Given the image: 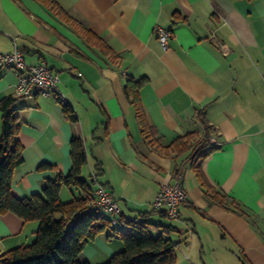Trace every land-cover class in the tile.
Returning a JSON list of instances; mask_svg holds the SVG:
<instances>
[{
  "label": "crops",
  "instance_id": "0c3cea01",
  "mask_svg": "<svg viewBox=\"0 0 264 264\" xmlns=\"http://www.w3.org/2000/svg\"><path fill=\"white\" fill-rule=\"evenodd\" d=\"M55 1L78 27L38 0H0V51L11 50L14 40L27 63L45 61L64 96H19L14 71L0 68V98L12 95L19 108L23 161L13 171L12 194L40 192L47 179L67 173L75 132L87 155L81 175L89 180L95 174L94 191L101 183L117 198L115 219L151 210L158 185L171 180L184 155L151 147L140 130L123 86L128 78L146 76L139 99L157 143L162 147L188 131L199 132L195 116L204 108L219 148L204 160L202 172L257 220L252 224L210 201L190 163H183L186 201L177 216H150L175 228L174 264H211L230 255L264 264V0ZM156 26L171 32L165 48ZM83 28L101 41H88ZM63 102L72 106L75 123L65 117ZM42 162L54 167L40 169ZM37 227L36 220L0 213V257L30 243ZM110 230L88 241L79 260L100 264L120 250L123 243L117 235L108 237Z\"/></svg>",
  "mask_w": 264,
  "mask_h": 264
},
{
  "label": "trees",
  "instance_id": "16d2710c",
  "mask_svg": "<svg viewBox=\"0 0 264 264\" xmlns=\"http://www.w3.org/2000/svg\"><path fill=\"white\" fill-rule=\"evenodd\" d=\"M38 1L51 13L78 27V23L55 0ZM82 32L88 41H101L85 28ZM103 47V52H107V46L103 44ZM146 82V76L128 78L123 91L134 106L136 121L148 144L162 148L166 154L170 152L176 158L184 155L182 162L172 169V175L180 173L182 164L189 162L204 195L210 201L245 216L255 224L257 220L254 214L232 196L214 188L202 172L204 160L219 148V144L210 139V133L214 129L206 118L204 108L197 109L195 116L202 126L200 137L193 140L196 131H188L161 147L139 99V90ZM14 103L15 98L12 95L0 98V213L11 211L23 220H36L38 227L30 243L5 251L0 257V264H91L88 261H80L78 256L86 243L107 227L111 228L108 237L117 235L123 247L100 264H174L177 241H174L170 234L175 228L150 218L158 211L167 215L165 209L140 211L135 218L120 216L116 222L121 224V227L116 229L110 225V216L94 209L91 202L95 197V174L89 180L81 175V167L87 161V155L81 136L75 132L70 139L71 166L67 173H57L55 178L47 179L40 192L24 197L12 194V174L23 161L21 145L17 139L20 130L19 108ZM62 109L65 117L75 123L77 118L72 106L63 102ZM53 167L45 162L39 165L40 169ZM94 169L98 170L97 165ZM62 186L76 187L80 190V195L62 201L59 197Z\"/></svg>",
  "mask_w": 264,
  "mask_h": 264
},
{
  "label": "built area",
  "instance_id": "2783aa9c",
  "mask_svg": "<svg viewBox=\"0 0 264 264\" xmlns=\"http://www.w3.org/2000/svg\"><path fill=\"white\" fill-rule=\"evenodd\" d=\"M154 33L158 43L162 47L167 46L168 38L171 36L169 29L156 26ZM0 68H10L16 75L15 91L22 97H33L35 95L54 94L64 100V96L58 88L59 77L52 72L45 61L35 64L27 63L23 51L13 40L12 49L0 51ZM94 199L91 205L102 214L112 218V224L116 225L115 215L120 212L117 198L109 189L98 183L94 191ZM186 201V190L182 185L180 173L171 174L169 182H161L155 193L151 206L154 209L164 208L169 217H176L179 206Z\"/></svg>",
  "mask_w": 264,
  "mask_h": 264
},
{
  "label": "rangeland",
  "instance_id": "374dc122",
  "mask_svg": "<svg viewBox=\"0 0 264 264\" xmlns=\"http://www.w3.org/2000/svg\"><path fill=\"white\" fill-rule=\"evenodd\" d=\"M214 130L210 133V139L214 136ZM202 135V129L199 132H195V135L193 137V140H195V138L200 137ZM184 170H187V172H191L189 169V165L186 164V166H184ZM77 196V191L76 188L73 187L71 189H68L66 186H63L61 188V193H60V197L62 199V201H68L70 200L72 197ZM235 255H230L227 260L223 259L220 260L216 263H211V264H246L245 261L243 262L241 259L237 257H234ZM242 256V255H241ZM243 257V256H242Z\"/></svg>",
  "mask_w": 264,
  "mask_h": 264
}]
</instances>
